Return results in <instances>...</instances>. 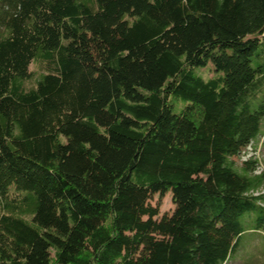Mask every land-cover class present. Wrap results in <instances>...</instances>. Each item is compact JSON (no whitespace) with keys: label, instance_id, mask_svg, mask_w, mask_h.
I'll list each match as a JSON object with an SVG mask.
<instances>
[{"label":"trees","instance_id":"16d2710c","mask_svg":"<svg viewBox=\"0 0 264 264\" xmlns=\"http://www.w3.org/2000/svg\"><path fill=\"white\" fill-rule=\"evenodd\" d=\"M262 136L264 0H0V264L264 252Z\"/></svg>","mask_w":264,"mask_h":264},{"label":"rangeland","instance_id":"374dc122","mask_svg":"<svg viewBox=\"0 0 264 264\" xmlns=\"http://www.w3.org/2000/svg\"><path fill=\"white\" fill-rule=\"evenodd\" d=\"M210 69V67H208ZM29 71L32 73L33 78L41 73L37 64H31L29 67ZM211 71V70H210ZM203 76H210L211 72L206 70L199 71ZM259 144L256 148V152L252 151L250 148L242 154L240 159H235L237 164H239L242 159L250 158L251 156L254 159L263 161V153H264V136L260 138L258 141ZM263 170V167H260L255 173L258 174ZM150 204L153 207H157L159 211L160 217L163 215H169L173 211V204L171 202L170 195L167 194L163 197H159L157 194L153 196ZM1 213V211H0ZM241 247L243 251L238 252L234 259L231 258L226 264H264V252H263V244L261 237L257 234H248L241 239ZM245 252V253H244ZM244 253V254H243ZM240 255V256H239Z\"/></svg>","mask_w":264,"mask_h":264}]
</instances>
